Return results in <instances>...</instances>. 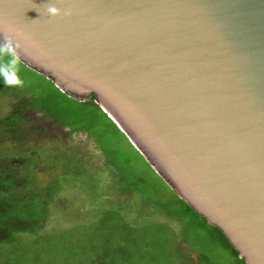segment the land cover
Listing matches in <instances>:
<instances>
[{
  "label": "water",
  "instance_id": "1",
  "mask_svg": "<svg viewBox=\"0 0 264 264\" xmlns=\"http://www.w3.org/2000/svg\"><path fill=\"white\" fill-rule=\"evenodd\" d=\"M0 47L264 264V0H0Z\"/></svg>",
  "mask_w": 264,
  "mask_h": 264
},
{
  "label": "trees",
  "instance_id": "2",
  "mask_svg": "<svg viewBox=\"0 0 264 264\" xmlns=\"http://www.w3.org/2000/svg\"><path fill=\"white\" fill-rule=\"evenodd\" d=\"M0 60L27 68L2 47ZM49 82L53 87L47 88L45 95L20 90L8 93L6 84L0 82V92L22 96L12 104L8 114L0 118V246L16 244L25 235L43 236L50 232L47 229L55 217L54 213L67 215L70 191L65 184L76 181L84 157V154L79 157L76 147L65 152H47L45 157L34 151L26 157H17V152H24L27 142H32L28 139L30 134L38 131L32 119L33 113L50 119L57 126L67 129L69 134H86L101 151L103 149L97 142L100 136L95 129L98 114L103 116L102 120L98 119V125L104 124L115 134L126 138L107 114L94 105V97L80 102ZM8 142L15 147L3 149ZM127 142L134 156L127 157L124 162L119 150L111 152L115 157L112 161L102 151L112 179L106 183L107 192L97 194V204L92 205L93 218L86 222L91 234L81 254L75 253L72 258L65 256L46 264H212L204 255L199 254L197 259H193L180 248L179 239L186 241L184 220L189 215L216 231L231 249V264H245L223 233L181 200L129 140ZM112 145H115L114 140ZM137 159L143 166L141 176L132 170V162ZM41 172H47V176L41 175ZM161 212L175 220L179 229L176 230L170 222L158 221L156 214ZM139 218L155 220L156 229L140 225L137 223Z\"/></svg>",
  "mask_w": 264,
  "mask_h": 264
},
{
  "label": "rangeland",
  "instance_id": "3",
  "mask_svg": "<svg viewBox=\"0 0 264 264\" xmlns=\"http://www.w3.org/2000/svg\"><path fill=\"white\" fill-rule=\"evenodd\" d=\"M3 54L5 55L4 52ZM0 82L6 84L8 93H16L17 90H20L45 95L47 88L53 87L46 78L36 72L19 64L16 67L3 60H0ZM21 98V95L14 97L0 92V118L7 115L12 104ZM102 118L103 116L98 114L97 126L95 125L96 132L100 136L97 142L102 147V151L110 157V161L115 160L111 152L117 153L116 150L120 151L122 162L126 161L127 157H133L131 152L134 151L128 144V139L115 134L110 127L104 124L98 125L100 123L98 119L102 120ZM32 119L35 120L38 131L30 134L28 139L33 143L27 142L23 148L25 151L19 150L17 157H26L33 151L37 152V155L41 154L45 157L47 152L52 153L56 150L65 152L72 147L78 149L79 157L83 154L84 157L81 165H79L78 177L73 182L74 185L73 183L65 184L67 191H70L67 215L54 213L55 217L52 218L47 229L50 232L43 236L25 235L16 244L0 246V264H46L54 260L64 259L65 256L72 258V254L75 253L80 255L91 234L86 222L93 218L94 207L92 205L97 204V194L107 192L106 183L112 179L109 167L105 165L106 159L102 151L96 148L94 141L89 139L86 134H69L67 129L57 126L39 113H33ZM113 140L115 145H112ZM14 147L8 142L3 146V149ZM135 161L132 162V170L137 176H141L143 175V166L140 160L137 159L136 163ZM44 165L46 166V163ZM114 169L118 171L116 167ZM41 175L47 176V172H41ZM94 176L98 179H95ZM46 180L47 178L44 179V181ZM111 195L112 193H110ZM122 199L126 200L125 197ZM192 216L189 215L184 220V239L187 242H184L182 238L179 239L180 248L185 253H189L193 259H197L198 255L201 254L212 264H231L233 254L227 244L214 229ZM139 219L137 223L140 225H145L149 229H156L155 220ZM156 219L161 222H170L176 230L179 229L178 223L168 218L163 212L157 213Z\"/></svg>",
  "mask_w": 264,
  "mask_h": 264
},
{
  "label": "clouds",
  "instance_id": "4",
  "mask_svg": "<svg viewBox=\"0 0 264 264\" xmlns=\"http://www.w3.org/2000/svg\"><path fill=\"white\" fill-rule=\"evenodd\" d=\"M48 12L50 15L55 16L57 14V9L53 6V7H49L48 8Z\"/></svg>",
  "mask_w": 264,
  "mask_h": 264
}]
</instances>
